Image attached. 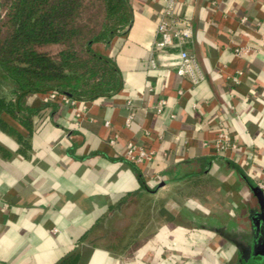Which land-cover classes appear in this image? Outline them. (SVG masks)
<instances>
[{"label": "crops", "instance_id": "obj_1", "mask_svg": "<svg viewBox=\"0 0 264 264\" xmlns=\"http://www.w3.org/2000/svg\"><path fill=\"white\" fill-rule=\"evenodd\" d=\"M129 2L130 25L92 44L120 70L117 92L82 101L78 117L79 105L40 93L22 115L0 108V264H58L73 251L78 264H249L217 229L251 237L258 225L264 0H179L195 83L176 73V50H152L163 0ZM220 126L235 147L215 149ZM128 141L155 156L126 160Z\"/></svg>", "mask_w": 264, "mask_h": 264}, {"label": "trees", "instance_id": "obj_2", "mask_svg": "<svg viewBox=\"0 0 264 264\" xmlns=\"http://www.w3.org/2000/svg\"><path fill=\"white\" fill-rule=\"evenodd\" d=\"M83 1L0 0L1 109L22 115L27 96L49 90L84 101L122 87L114 59L95 51L92 44L108 43L130 25V2L99 0L103 9L100 24L83 31L76 21ZM260 211L252 217L258 223L255 233L261 223ZM80 258L81 253L73 251L58 264H78Z\"/></svg>", "mask_w": 264, "mask_h": 264}, {"label": "built area", "instance_id": "obj_3", "mask_svg": "<svg viewBox=\"0 0 264 264\" xmlns=\"http://www.w3.org/2000/svg\"><path fill=\"white\" fill-rule=\"evenodd\" d=\"M179 0H163V7L160 11L156 26V38L152 45V50L155 52L174 49L176 50V65L175 71L180 76H189L193 83L201 78L195 58L190 55L185 48L184 43L192 35L191 22L187 18L179 17L175 14V6ZM150 63L154 65V60L150 59ZM40 99L43 103L62 102L70 105H79L75 115L78 117L86 108L84 102H80L66 94L59 93L55 90H49L40 94ZM166 101L163 98L157 100L156 110L161 112ZM170 116H174L170 114ZM131 116L125 120V124H129ZM108 124V121H105ZM116 135H114L115 137ZM110 143L114 142V138L110 139ZM214 147L217 151H223L228 147H235L234 143L230 142L229 133L223 126L219 127L216 138L214 139ZM153 149L137 146L133 141H128L124 150V158L134 164L143 165L153 159L155 156ZM257 187L264 190V180L257 181Z\"/></svg>", "mask_w": 264, "mask_h": 264}, {"label": "water", "instance_id": "obj_4", "mask_svg": "<svg viewBox=\"0 0 264 264\" xmlns=\"http://www.w3.org/2000/svg\"><path fill=\"white\" fill-rule=\"evenodd\" d=\"M253 191L259 199L261 209L258 215V218L261 220L258 231L252 233L251 237H242L241 235L218 229L219 233L232 241L240 249L242 257L248 261L249 264L254 263L259 254H261L264 246V197L259 187H253Z\"/></svg>", "mask_w": 264, "mask_h": 264}, {"label": "rangeland", "instance_id": "obj_5", "mask_svg": "<svg viewBox=\"0 0 264 264\" xmlns=\"http://www.w3.org/2000/svg\"><path fill=\"white\" fill-rule=\"evenodd\" d=\"M102 15L103 9L99 0H84L80 15L76 21L79 26L83 27V31H87V29L98 27V24H100L102 20ZM76 47L77 49H80V45H77ZM204 244L206 243L204 242Z\"/></svg>", "mask_w": 264, "mask_h": 264}]
</instances>
